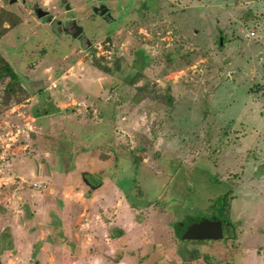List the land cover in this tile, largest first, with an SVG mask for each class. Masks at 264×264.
I'll return each instance as SVG.
<instances>
[{
	"label": "rangeland",
	"instance_id": "374dc122",
	"mask_svg": "<svg viewBox=\"0 0 264 264\" xmlns=\"http://www.w3.org/2000/svg\"><path fill=\"white\" fill-rule=\"evenodd\" d=\"M36 6L70 32L76 21L81 41ZM1 12L19 19L0 54L22 84L7 104L0 82V264H71L83 252L63 233L74 215L91 244L123 221L122 246L101 261L264 264V0H0ZM188 216L230 226L220 241L181 239ZM47 236L56 255L39 254Z\"/></svg>",
	"mask_w": 264,
	"mask_h": 264
},
{
	"label": "crops",
	"instance_id": "0c3cea01",
	"mask_svg": "<svg viewBox=\"0 0 264 264\" xmlns=\"http://www.w3.org/2000/svg\"><path fill=\"white\" fill-rule=\"evenodd\" d=\"M251 31H255V35L253 36V37H251V38H249V39H257L258 38V32L253 28V29H251V30H249V31H247L246 33H245V35L246 34H248V33H250ZM245 37V36H244ZM246 38V37H245ZM246 39H248V38H246ZM105 119H110V121H111V123L113 124V129L114 128H116V120L118 119H114V116H110V118H109V116L108 117H105ZM109 128V127H108ZM109 133H112V136L113 137H115V134H114V132L112 131V130H110V132H108V133H105V137L107 138L108 136H109ZM72 171L74 170V168L73 169H71ZM70 170V171H71ZM51 172H53L52 170H50ZM70 174H72V173H68V175H70ZM54 175H59V174H57L56 172H54ZM54 175L53 174H51V176L49 177L50 179H54ZM67 175V176H68ZM36 184H39V183H36ZM114 184H116V183H114ZM39 185H41V184H39ZM56 185V184H55ZM54 185V187L55 188H53L52 189V192L51 193H57L58 192V190H57V188H56V186ZM66 184L64 183V184H61V186L64 188V186H65ZM116 186H117V184H116ZM68 186H65V188L64 189H66ZM43 187H42V185H41V187L40 188H35V189H37V190H41ZM96 187H93V189H95ZM119 188V186H117V187H115V189H118ZM120 189V188H119ZM60 191V190H59ZM61 192V191H60ZM108 195L107 196H105L108 200H111V199H113V198H118V199H120L119 197H118V195L119 194H117V196L115 195H113V190H109L108 192ZM69 199V196L67 197V196H65V197H63V200H62V203H64V204H67L68 203V200ZM120 201V200H119ZM118 204H120V203H118ZM69 205H67L65 208V211L68 209L67 207H68ZM40 208H41V206H40ZM44 209V208H43ZM41 211H42V209H41ZM44 211V210H43ZM27 213V212H26ZM43 213V212H42ZM45 213V212H44ZM34 214H36V213H34ZM117 214H119V212L117 211V212H114V214H113V216L114 217H116L117 216ZM50 217V216H49ZM50 219H51V217H50ZM57 219H59L58 217H56V220H55V223L58 221ZM79 220V218H78V216H75L74 215V217L72 218V220L70 221V220H66V222L64 223V231H63V233H64V235H66V234H68V231H69V229H70V233H71V238H69L70 240H72V242L74 243V244H76L77 246H78V248L79 249H83L82 251V253H80L81 254V256L80 255H78V256H76L75 258L76 259H73L71 262V264H114V263H111V262H107L106 260H109V259H106V260H104V257L102 256V261H101V255H98V252L99 251H101V253L103 252V251H106V253L108 254V255H111V256H113L115 253H117L118 251V247L119 246H122L121 244H120V241H115V239H117V238H119V236H120V234H122L123 235V233L121 232L122 230H124V223H123V221L121 220V222L117 225V226H112V227H109V228H107V226H105L107 229H106V232H107V235L106 236H108L107 237V239H105V240H107L108 241V239L109 240H112V242L111 241H108L107 243L106 242H103V241H101V242H99V241H94V243L93 244H91V241H92V239L89 237V235L88 236H86L87 234H83L84 232V230L81 232V234H80V232H79V230H78V228H77V222H76V220ZM37 220V219H36ZM35 220V221H36ZM53 220V219H52ZM134 219H130V216H129V222L126 224V226L127 227H129L130 225H134V221H133ZM255 220V221H254ZM26 221H28V220H26ZM35 221H28V222H26L25 223V230H26V233H29V231H30V228L31 227H28L30 224H32L33 222L35 223ZM54 221V220H53ZM52 221V222H53ZM62 221V220H61ZM61 224H62V222H60ZM250 223V224H249ZM135 224H137V223H135ZM71 225H72V227H71ZM248 225H249V233L250 232H252V230H254V228H256L258 225H259V222H258V218H256V217H254V219L253 220H250L249 219V221H248ZM80 227H83V225H81ZM244 227H245V225L243 226V228L242 229H244ZM27 228V229H26ZM44 229L45 231H48L50 234H52V225H45V223H43L42 224V226L40 227V229ZM48 228V229H47ZM261 229V228H260ZM82 230V229H81ZM251 230V231H250ZM245 231H247V230H245ZM244 231V232H245ZM38 234V233H37ZM14 235V234H13ZM28 235V234H27ZM49 235V234H48ZM245 235H246V233H245ZM15 236V235H14ZM50 236H47L46 237V239L45 238H43V240H41V241H43L42 243L43 244H41V250H40V252H39V254L41 253V252H43V251H49V253L50 254H55V252H53L51 249H52V247L53 246H55L56 244L54 243V241L53 240H50ZM243 238V237H242ZM242 238H241V240H242ZM121 238H119V240H120ZM146 239H147V241H146ZM151 238H147V236H145V242L143 243L144 245L145 244H147L148 242H150V244H151ZM53 245V246H52ZM91 245H93V246H91ZM99 245V246H98ZM118 245V246H117ZM107 246V247H106ZM97 250V251H96ZM165 250V249H164ZM167 250H170L169 248L168 249H166V251ZM110 251H111V253H112V251H113V254H110ZM83 254V255H82ZM96 255V256H93V255ZM167 255H168V257H169V254L168 253H166ZM56 255V254H55ZM114 257V256H113ZM244 259V258H243ZM55 261H56V259H55V256H52V257H50V261L48 262L49 264H50V262H51V264H55ZM242 263V260H241V262H239V264H241ZM37 264V263H36ZM40 264V263H39ZM41 264H42V262H41ZM115 264H136V263H133L132 261H130V260H128L127 258H124V259H122V260H119V261H117V263H115ZM139 264H141V263H139Z\"/></svg>",
	"mask_w": 264,
	"mask_h": 264
},
{
	"label": "water",
	"instance_id": "95a60500",
	"mask_svg": "<svg viewBox=\"0 0 264 264\" xmlns=\"http://www.w3.org/2000/svg\"><path fill=\"white\" fill-rule=\"evenodd\" d=\"M17 0H12V3H15ZM7 2V0H6ZM70 11V8H67ZM35 13L36 16L39 19L47 18L50 20V23L53 22V17H49V12L44 11L40 7H35ZM94 13L98 14L99 16H108L109 9L107 7H100L95 8ZM110 17V15H109ZM108 17V18H109ZM111 18V17H110ZM62 23H58V33H61L63 30L61 27H59ZM71 28L73 31H69L68 33L71 34V36L74 39L82 38V34L84 31V28L79 26L76 21L72 22ZM89 42V41H88ZM90 43V42H89ZM223 36L220 37L219 45H223ZM189 218V219H188ZM183 226V224H181ZM226 226H230V223H226ZM225 226V227H226ZM224 225L221 220H219L216 217L213 218H199L195 216H188L186 218V224H185V232H184V238L187 240H193V241H207V240H213V241H220L224 239Z\"/></svg>",
	"mask_w": 264,
	"mask_h": 264
},
{
	"label": "trees",
	"instance_id": "16d2710c",
	"mask_svg": "<svg viewBox=\"0 0 264 264\" xmlns=\"http://www.w3.org/2000/svg\"><path fill=\"white\" fill-rule=\"evenodd\" d=\"M7 23L9 25V27H15L18 23H19V19L8 12H1L0 13V38L2 36H4L7 32V28L4 27V24ZM227 39V38H226ZM226 41L223 40V45L220 46L221 49L224 48V46L226 45ZM136 62L139 64L138 66L140 67V70L145 69L146 66L149 65L148 59L149 56L145 55V52L143 50L137 52L136 54ZM96 68H98L100 71L106 73V74H112L113 73V69L108 68L107 66H103L101 63L96 62L95 63ZM118 67V66H117ZM8 80V85H7V92L5 95V101L7 102V104L10 103L11 101V97L15 94L16 95V89L17 87H20L22 84V77L21 75L13 68V66L0 54V82L1 81H5ZM5 102V103H6ZM225 203L222 204L220 206V213L223 212V214L225 213L226 207L227 205V201H226V197L222 198ZM222 199L220 201H222ZM220 201L218 203H220ZM222 214V215H223ZM189 219V218H188ZM227 222V220H225ZM183 224V226L181 225ZM185 224H186V220L177 223L176 225V236H182L181 239L184 238V232H185ZM180 228V229H179ZM181 230V232H180ZM182 233V234H181Z\"/></svg>",
	"mask_w": 264,
	"mask_h": 264
},
{
	"label": "flooded vegetation",
	"instance_id": "af4514ba",
	"mask_svg": "<svg viewBox=\"0 0 264 264\" xmlns=\"http://www.w3.org/2000/svg\"><path fill=\"white\" fill-rule=\"evenodd\" d=\"M36 7H38V6H36ZM96 7H94V9H95ZM49 17H52L50 14H49V16H48V18ZM103 18V17H102ZM43 20H45V21H47V22H49L50 23V20L51 19H47V18H44ZM59 22H61V21H58V20H55V19H53V22H51L50 24H52V25H55V24H58ZM62 23V22H61ZM59 27H61V29L63 30V32L64 33H67L68 32V30L66 29L67 28V24L66 23H62ZM72 29V28H71ZM81 38H79V39H77V40H79V41H81L80 40ZM90 43L88 42V45H89ZM223 222V221H222ZM226 223L227 222H223V225H224V227L226 226ZM225 236V235H224ZM225 238V237H224ZM210 241H213V240H210ZM195 242H200V243H202L203 241H195Z\"/></svg>",
	"mask_w": 264,
	"mask_h": 264
},
{
	"label": "built area",
	"instance_id": "2783aa9c",
	"mask_svg": "<svg viewBox=\"0 0 264 264\" xmlns=\"http://www.w3.org/2000/svg\"><path fill=\"white\" fill-rule=\"evenodd\" d=\"M254 35H255V31H251L250 33L246 34L245 37L249 39V38L253 37ZM34 187H35V188H40L41 185H39V184H34Z\"/></svg>",
	"mask_w": 264,
	"mask_h": 264
}]
</instances>
